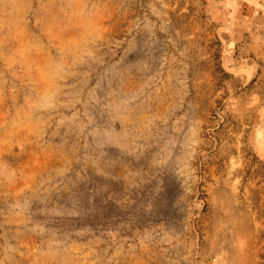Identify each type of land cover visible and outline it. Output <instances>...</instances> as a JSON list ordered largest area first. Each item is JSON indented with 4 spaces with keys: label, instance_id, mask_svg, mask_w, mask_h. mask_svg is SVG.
Here are the masks:
<instances>
[{
    "label": "rangeland",
    "instance_id": "374dc122",
    "mask_svg": "<svg viewBox=\"0 0 264 264\" xmlns=\"http://www.w3.org/2000/svg\"><path fill=\"white\" fill-rule=\"evenodd\" d=\"M264 0H0V264H264Z\"/></svg>",
    "mask_w": 264,
    "mask_h": 264
},
{
    "label": "trees",
    "instance_id": "16d2710c",
    "mask_svg": "<svg viewBox=\"0 0 264 264\" xmlns=\"http://www.w3.org/2000/svg\"><path fill=\"white\" fill-rule=\"evenodd\" d=\"M262 258L264 259V255L262 256Z\"/></svg>",
    "mask_w": 264,
    "mask_h": 264
}]
</instances>
